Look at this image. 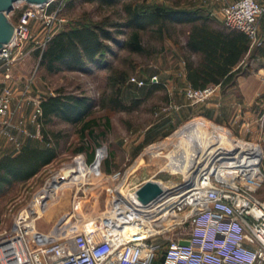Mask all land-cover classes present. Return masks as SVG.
<instances>
[{"label": "rangeland", "instance_id": "1", "mask_svg": "<svg viewBox=\"0 0 264 264\" xmlns=\"http://www.w3.org/2000/svg\"><path fill=\"white\" fill-rule=\"evenodd\" d=\"M61 1L63 2L61 3ZM66 1H56L58 4L54 6V9L60 6L59 18H64V22H58L52 31L46 32L47 30L41 21H35L31 24V32L23 44L24 55L14 67L13 81L16 99L12 105L13 109L18 105L19 101L23 102V107L19 114H22L25 118L26 127L33 133L40 129L42 137L32 138L25 134L22 131L25 128L24 124H21L23 126L20 129H14V133L18 138H24L23 141H34V144L42 145L49 144L44 140V133L41 130L42 121L39 120L38 125L31 121V116L37 103L41 104L44 99L61 92L78 96L85 95L92 99L94 106L89 117L98 119L95 134L99 135V137L94 138L93 135L88 134V130H86L84 136L81 132V124H71L59 118L47 124L46 129L61 134L59 155L54 161L43 167L34 177L26 182L17 184L5 197L0 198V231L10 229L19 213L27 209L31 218L27 225L32 236L39 229L45 233L44 236L49 242L64 238V235L70 232L71 227L84 226L83 221L86 218V211L102 203L109 194L112 193V197L117 195L115 188L120 185L127 172L135 165V162L150 145L167 140L183 126L197 119H204L208 123L225 128L235 138L253 143L259 147L260 169L263 173V180L255 191L254 197L264 199V99L261 95L258 96L256 103L251 107H240L238 112H236L237 107L225 105L219 108L217 112L215 110L210 112L211 116L204 117L202 112L197 110L196 114L184 118L183 121L175 125H168L174 112L171 113L173 107L168 106L167 91L161 90L151 94H147V91L152 84L163 83L158 73L159 71L164 73L169 69H178V57L175 55L178 50L176 47L174 49V46L167 39L163 43H159L149 39L147 34L142 33V42L152 52L150 55L130 54L126 49L120 48L114 42L109 41L116 54H109L107 59L113 65L129 71L127 80L121 86V99L125 103L139 101L137 106L130 111L119 110L110 112L100 104L102 95L108 88V70L106 68L93 66L90 72L63 70L51 73L41 64V56L37 51L43 49L53 35L80 22L86 23L88 19H91V21L101 20L112 11V9L90 2L78 3L73 7H68L66 6ZM229 1L234 0H185L184 5L186 7H201L212 17L222 19V7ZM28 4L26 1H19L15 4L14 9L9 14L10 19L14 23L19 21V17L24 9L28 7ZM145 4L167 6L170 2L169 0H138L135 6L139 9ZM48 37L51 38L49 39ZM124 37L125 35L123 34L120 36L122 39ZM258 40L261 41L260 45H264V16L259 19ZM249 63L248 75L258 71L259 77L264 78V59L255 56ZM152 75L158 76L159 80L157 83L150 81ZM131 76L144 80L145 84L139 86L131 82ZM16 87L19 89L17 90ZM26 89H28L27 92ZM218 91L220 90L217 89L208 98L195 103L187 97L186 93L185 96L191 104L202 105ZM202 108L200 106V109ZM107 115L111 119L109 126L105 122V116ZM102 132L104 134H101ZM151 134L153 135L151 139L139 143L144 136ZM50 135L53 138V142H55L54 135L51 133ZM133 137L134 139L131 141ZM136 145L138 146L137 148ZM4 148L11 151L13 149L12 140L0 135V153L1 150H5ZM102 152H104V156L100 163L97 164L96 160L97 158L99 160ZM91 153H93L92 157H90ZM225 155L226 157L235 156L234 154ZM76 164H82L86 170L78 172L76 167L67 169L69 166ZM65 169L66 175L72 176L75 174V177L80 178L79 185L75 187L68 183H61L59 187L62 188L63 195L60 198L56 197L60 191L54 189L52 191L53 196L49 199L52 213L47 219V224H45L44 220L32 224V221L41 212L40 205L34 201L52 183L53 178ZM144 170L153 174L156 171V167L147 164L142 166L139 171ZM92 175H95L98 179L95 181ZM156 177L159 178L160 176L156 175ZM169 179L177 181L180 177L174 175ZM54 208L57 209L55 210ZM97 212L98 214L94 213L90 216V220L92 219L91 224H96L98 221L102 222L103 215L110 216V218L117 216L121 220L125 215L120 213V208L116 207L115 202L108 209L100 208ZM169 236H174V233Z\"/></svg>", "mask_w": 264, "mask_h": 264}, {"label": "built area", "instance_id": "2", "mask_svg": "<svg viewBox=\"0 0 264 264\" xmlns=\"http://www.w3.org/2000/svg\"><path fill=\"white\" fill-rule=\"evenodd\" d=\"M56 1L29 3L14 23L12 41L0 48V135L12 140L17 150L22 142L14 129H20L21 124L25 125L22 131L32 138L42 134L40 129L33 133L26 127L25 118L19 114L23 102L13 109L14 67L24 55L23 44L32 23L41 21L49 32L64 22L59 18L60 6L52 7ZM221 14L226 27L247 35L250 48L261 44L258 25L264 0L229 1ZM158 80L157 75L150 78L152 83ZM130 81L145 84L135 76ZM218 87H189L185 93L195 103L211 96ZM42 115V106L37 103L31 121L39 125ZM257 156V171L252 175L246 159L254 161L253 157L236 155L225 166L227 172L203 170L193 182L170 187L148 204L137 200L135 205H123L120 213L127 214V220L112 221L103 215L102 222L54 244L39 229L32 236L27 225L31 218H23L22 210L10 229L0 231V264H264V199L254 197L263 180ZM171 192L178 198L160 210ZM128 228L131 235L125 237Z\"/></svg>", "mask_w": 264, "mask_h": 264}, {"label": "trees", "instance_id": "3", "mask_svg": "<svg viewBox=\"0 0 264 264\" xmlns=\"http://www.w3.org/2000/svg\"><path fill=\"white\" fill-rule=\"evenodd\" d=\"M137 1L67 0L68 7L90 2L112 11L101 20L88 19L86 23L80 22L53 35L46 46L37 51L41 64L51 73L63 70L90 72L93 66L106 68L108 88L100 104L113 112L130 111L139 101L125 103L121 99V86L127 80L129 71L113 65L107 59L109 54H116L109 41L130 54L150 55L152 52L142 42V33L159 43L171 40L184 59L190 86L203 88L208 84H219L223 92L236 85L239 76L248 75L249 62L253 57L264 56V45L250 48L249 39L242 31L224 24L222 27L215 26L208 12L201 7H186L185 0H169L167 6L145 4L139 9L135 6ZM57 4L54 2L52 7ZM122 34L125 35L123 39L120 38ZM159 87L160 84H152L147 94ZM261 97L264 99V94ZM41 106V130L45 142L49 144L27 143L17 153L0 157V198L5 197L17 184L34 177L58 157L61 134L46 129L47 124L56 118L81 124L84 136L88 130V134L94 138L99 137L95 134L98 119L89 117L94 106L90 97L60 92L44 99ZM110 120L108 115L105 116L106 125L109 126ZM50 133L54 135L55 142Z\"/></svg>", "mask_w": 264, "mask_h": 264}, {"label": "bare ground", "instance_id": "4", "mask_svg": "<svg viewBox=\"0 0 264 264\" xmlns=\"http://www.w3.org/2000/svg\"><path fill=\"white\" fill-rule=\"evenodd\" d=\"M259 153L260 149L257 145L235 138L229 130L208 123L204 119L194 120L172 134L167 140L158 144L150 145L135 162V165L127 172L120 185L115 188L118 194L117 197H112L111 193L102 201V203L96 205L93 209L86 211V218L83 221L84 226H77L70 232H67V234L64 235V238L49 243L54 244L64 239H69L74 232L93 226L94 224H91L92 219L90 220V216L94 213L98 214L97 211L100 208L108 209V207L114 202L116 203L117 208H121L123 205H135L138 200L136 197V191L146 181H156L163 185L171 182L174 187L178 185L181 187V184L193 182L203 170L209 172L214 170L223 173L227 172L225 171V166L228 165L227 163L229 161L235 159L236 155L248 157V154L250 157L252 156V160H254L250 161V159H246L247 163H249V169H251L250 173L252 175L257 171L256 161L258 160L257 154ZM225 154H234L235 156L233 157L232 155V157H226ZM103 156L104 152L100 154L99 160L97 158V164L100 163ZM253 162H255V165ZM147 164L156 167V171L153 174H150L147 170L139 171L142 166ZM71 167H76L78 172H84L86 170L85 166L82 164L69 166L67 169ZM65 171L66 169L57 174L53 178L52 183L47 186V189L44 190L42 194L40 193L34 201L40 205L41 212L40 215L32 221V224H36L42 220L47 224V219L52 213V206L50 205L49 199L53 196L52 191H54V189L60 191L56 197L60 198V196L63 195L62 188L59 187L61 183H68L75 187L79 185L80 178L75 177V174L68 176ZM156 175H159L160 177L157 178ZM174 175H178L181 180L174 181L169 179ZM92 178L95 179V181L98 179L95 175H92ZM169 195L172 196H166L167 198L161 204L159 208L160 210L165 209L178 198L176 192H171ZM54 209L56 210L57 208ZM22 217H30V213L27 209L22 212ZM127 219H129V216L125 214L123 220ZM111 220L121 221L117 216L112 217ZM169 220L170 219H168V221ZM167 224L168 223H166V227ZM124 233L125 237H129L131 235V229H125Z\"/></svg>", "mask_w": 264, "mask_h": 264}, {"label": "crops", "instance_id": "5", "mask_svg": "<svg viewBox=\"0 0 264 264\" xmlns=\"http://www.w3.org/2000/svg\"><path fill=\"white\" fill-rule=\"evenodd\" d=\"M263 16L264 14L261 17ZM212 18H213L212 20L215 26H219V27L223 26V22L221 18L220 19L218 17L216 18L212 17ZM169 42L171 45L174 46L173 48L175 49L176 46L173 44V42L171 40H169ZM175 55H177L176 57H178L177 58L178 66H179L178 69L176 70L169 69L164 73L163 71H159L158 73L163 83L160 84L161 87L153 91V93L161 91V90L167 91L168 106L175 108V109L173 108L171 109V113L172 112L174 113H172L173 116L168 124L170 126L172 124L175 125L176 123L183 121L184 118H187L191 115L196 114L197 110L201 111L202 116L204 117L211 116L209 114L210 112H212L213 110L217 112L219 108H222L225 105L237 107L236 112H238L240 107H246V108L251 107L254 103H256L258 96L264 94V78H260L259 74L257 73L258 71L255 70L257 72L253 74H250L247 76L245 75L239 76L237 78V84L228 87L224 93L221 90V88H218L220 91L216 92L207 102H204L202 105L201 104L200 105L191 104L186 98L185 93H184V90L191 87L186 78L185 62L179 50L178 52L175 53ZM192 57L195 58L194 56ZM259 57L264 59V56H259ZM0 78H2V74H0ZM11 83L14 86L13 80L11 81ZM16 88L17 90L19 89L18 87ZM200 106H202L203 108L200 109ZM110 124H111V120H110ZM152 137H153L152 134L146 137L144 136L142 140L139 141V143L149 140ZM133 139L134 137L131 138V141ZM20 140L23 145L27 143H31L32 145H34V141L32 142L23 141L24 138H21ZM139 143H136V144H139ZM125 144H128V143H125ZM137 147L138 146L136 145V148ZM18 151L20 150H17L15 146L13 145V149L11 151H8L6 149L3 151L1 150L0 157L3 154H8V153L15 154ZM72 229L74 228L71 227L70 231Z\"/></svg>", "mask_w": 264, "mask_h": 264}, {"label": "water", "instance_id": "6", "mask_svg": "<svg viewBox=\"0 0 264 264\" xmlns=\"http://www.w3.org/2000/svg\"><path fill=\"white\" fill-rule=\"evenodd\" d=\"M19 1H26L30 4H43L52 0H0V48L12 41L15 33V24L10 19L9 14ZM170 187H173V183L171 182L163 185L149 180L137 189L136 197L143 204H148ZM179 242L181 244H188L187 240H180Z\"/></svg>", "mask_w": 264, "mask_h": 264}]
</instances>
